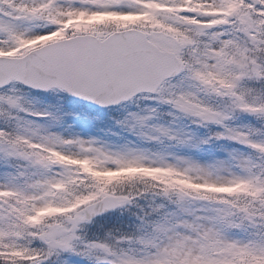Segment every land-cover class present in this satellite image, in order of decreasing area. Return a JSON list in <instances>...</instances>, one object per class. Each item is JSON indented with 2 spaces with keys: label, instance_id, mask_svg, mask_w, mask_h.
Listing matches in <instances>:
<instances>
[{
  "label": "snow or ice",
  "instance_id": "snow-or-ice-1",
  "mask_svg": "<svg viewBox=\"0 0 264 264\" xmlns=\"http://www.w3.org/2000/svg\"><path fill=\"white\" fill-rule=\"evenodd\" d=\"M133 97L218 127L196 142L156 129L181 147L215 139L245 150L210 162L113 150L53 130L59 116L34 104ZM148 169L179 182L122 175ZM93 227L102 235L89 237ZM65 254L264 264V0H0V264H68Z\"/></svg>",
  "mask_w": 264,
  "mask_h": 264
},
{
  "label": "rangeland",
  "instance_id": "rangeland-1",
  "mask_svg": "<svg viewBox=\"0 0 264 264\" xmlns=\"http://www.w3.org/2000/svg\"><path fill=\"white\" fill-rule=\"evenodd\" d=\"M34 104L37 110L55 112L59 116L61 123L57 127H54L53 130L61 131L65 136L79 135L85 139H94L97 143L113 150L128 147L147 152L163 151L175 155L189 156L199 162H210L214 159H221L225 155V149L232 147L245 150L243 146L226 140L212 139L209 143L200 145L199 148L181 147L169 141L166 137L160 135L156 129L168 128L175 134L191 136L193 142H196L204 137L203 132L205 128H196L194 125L189 124L186 119H174L168 114L170 111L168 105L158 104L154 100L136 98L116 107L115 110L92 113H88L85 109L71 104L69 100L65 99L51 101V104L56 107H47L49 101H36ZM150 109H154V111H149ZM132 113L147 116L144 124H138L132 120L130 115ZM28 118L35 119L32 117ZM80 118L84 119V121H80ZM37 122L42 124L52 123L50 119H37ZM209 126H211V130L207 133V136L211 132L219 130L215 125ZM150 137L155 138L151 139ZM218 142L224 144L223 151L221 150L219 153L213 154V149H210L209 145L212 144L214 146ZM149 145L153 146V148L149 149ZM143 173L165 181L176 180L165 169H148ZM176 182L179 181L176 180ZM90 230L96 229L91 228ZM87 235L91 237L88 233ZM63 258L67 260L68 264H86L84 260L76 256L65 254Z\"/></svg>",
  "mask_w": 264,
  "mask_h": 264
},
{
  "label": "trees",
  "instance_id": "trees-1",
  "mask_svg": "<svg viewBox=\"0 0 264 264\" xmlns=\"http://www.w3.org/2000/svg\"><path fill=\"white\" fill-rule=\"evenodd\" d=\"M67 100H68V99H67ZM70 103H71V104H75V105H77V106H80L78 103H74V102H71V101H70ZM210 130H211V126H209L208 128H205V129H204V132H203V135H204V136H207V133H209ZM209 147H210V149H213V150H212V153H213V154H217V153H219L221 150L223 151L224 144H222V143H217V144H215L214 146H213L212 144H210ZM122 175H124V176H128V175H135V176H148V175H146L145 173H138V172L133 173V174L122 173ZM152 178H153V179H157V178H155V177H152ZM158 180H161V179H158ZM118 216H119V213L111 214L112 219L108 220V223L105 224V228L111 227V226H112V223L116 220V218H117ZM105 219H108V216H105L103 219L99 218L98 220H99L100 223H104V220H105ZM120 219H122L123 221L127 222V221H128L127 213H125L124 216L121 217ZM119 226H121V227H125V228H130V227H131V225L128 224V223H124V224H121V225H119ZM92 229H95V228L93 227ZM94 232L96 233V235H102V232H99V231H97V230H90V231H88L87 233L92 237V235H93Z\"/></svg>",
  "mask_w": 264,
  "mask_h": 264
},
{
  "label": "water",
  "instance_id": "water-1",
  "mask_svg": "<svg viewBox=\"0 0 264 264\" xmlns=\"http://www.w3.org/2000/svg\"><path fill=\"white\" fill-rule=\"evenodd\" d=\"M134 98V97H133ZM125 102H128V101H125ZM118 105V104H117ZM91 108H95V109H98V108H107V107H100V106H93V105H87ZM113 106H116V105H111V106H108V107H113Z\"/></svg>",
  "mask_w": 264,
  "mask_h": 264
}]
</instances>
